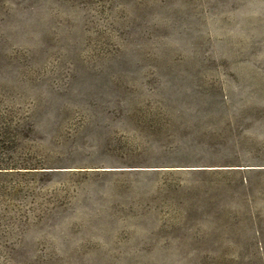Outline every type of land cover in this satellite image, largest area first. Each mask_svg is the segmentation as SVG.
Instances as JSON below:
<instances>
[{
	"label": "rangeland",
	"instance_id": "rangeland-1",
	"mask_svg": "<svg viewBox=\"0 0 264 264\" xmlns=\"http://www.w3.org/2000/svg\"><path fill=\"white\" fill-rule=\"evenodd\" d=\"M0 264H264V0H0Z\"/></svg>",
	"mask_w": 264,
	"mask_h": 264
}]
</instances>
